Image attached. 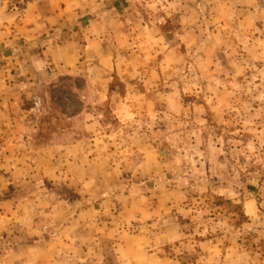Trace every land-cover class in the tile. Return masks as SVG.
<instances>
[{"label": "rangeland", "instance_id": "obj_1", "mask_svg": "<svg viewBox=\"0 0 264 264\" xmlns=\"http://www.w3.org/2000/svg\"><path fill=\"white\" fill-rule=\"evenodd\" d=\"M110 10L126 25L111 37L115 70L25 100L43 141L97 124L95 160L87 173L40 176V208L25 215L17 204L33 184L12 180L0 197V264L60 239V258L24 261L264 264V0H117Z\"/></svg>", "mask_w": 264, "mask_h": 264}, {"label": "crops", "instance_id": "obj_2", "mask_svg": "<svg viewBox=\"0 0 264 264\" xmlns=\"http://www.w3.org/2000/svg\"><path fill=\"white\" fill-rule=\"evenodd\" d=\"M116 1L0 0V197L13 179L23 185L32 183L33 189L27 190L17 204L16 210L24 215L40 208V176L73 173L79 168L87 173L95 160L94 146L101 144L95 133L98 125L90 122L80 131L76 123L64 130L59 127L43 141L27 117L30 108L25 100L45 98L46 86L54 81L82 77L93 82L95 67L105 77L115 70L118 47L111 46V37L124 35L126 28L125 21L110 10ZM8 203L1 202L6 209ZM13 212L4 218L12 219ZM60 241L54 240L46 249L33 243L20 255L9 256L19 258L20 264H31L24 259L43 257L46 252L60 258L56 245Z\"/></svg>", "mask_w": 264, "mask_h": 264}]
</instances>
